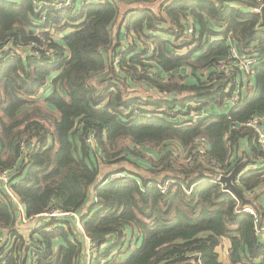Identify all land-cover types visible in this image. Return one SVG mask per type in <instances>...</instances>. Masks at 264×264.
<instances>
[{"label": "trees", "instance_id": "obj_1", "mask_svg": "<svg viewBox=\"0 0 264 264\" xmlns=\"http://www.w3.org/2000/svg\"><path fill=\"white\" fill-rule=\"evenodd\" d=\"M55 4L0 0V172H9L28 223L38 222L19 228L17 204L0 182V264H82L75 218L43 216L51 211L80 214L95 244L92 264H264V236L217 181L238 164L228 159L246 140L250 164L260 166L245 170L237 188L254 192L264 223V151L252 130L231 128L264 116V30L255 10L264 0ZM189 16L195 36L180 54L175 40ZM230 43L253 46L260 62L250 74L218 69ZM236 86L241 98L224 106ZM208 107L219 114L181 124ZM198 137L207 153L181 160Z\"/></svg>", "mask_w": 264, "mask_h": 264}, {"label": "built area", "instance_id": "obj_2", "mask_svg": "<svg viewBox=\"0 0 264 264\" xmlns=\"http://www.w3.org/2000/svg\"><path fill=\"white\" fill-rule=\"evenodd\" d=\"M66 4V5H63ZM70 4V0H56V4L57 7L56 9H60L64 6H68ZM40 4H38L39 6ZM261 7H258L257 9H255L256 11L261 13ZM193 19L189 16L187 19V23H186V27L183 31V33L180 35V37L178 39L175 40V46L178 48L182 49H186L183 45L185 42H188L189 40L192 39L193 36H195V29L193 27ZM261 29L264 30V26L261 25L260 26ZM210 41L213 40V38L209 39ZM180 50V51H181ZM254 48L253 46L250 47L249 50L247 51H242L240 50V48L238 46H236L235 44L230 43V47H229V60L225 63V64H220L218 65V69L224 72H228L229 69H232L234 67H237V69L245 75H248L251 73V70L254 66H256L260 60L254 56L251 55L250 53H253ZM228 68V69H227ZM248 79H246L244 77V81L243 82H247ZM241 82V81H240ZM242 82V83H243ZM240 84V83H239ZM242 89L243 87L240 86H236V89L234 90L233 95L226 99L224 101V106H233L234 104H236V102L241 98L242 96ZM210 113L209 111V107L206 110H202L200 112H192L188 115V118H183L180 122L181 124L189 122L188 119L192 120V121H196L204 116H207ZM232 129H239V128H248L250 130H252V132L254 133L255 136V140H256V144L257 146L264 151V116L262 115H252L250 118H248L246 121L244 122H240L238 124H232L231 125ZM228 134L225 135V139H227ZM195 148L193 149L192 152H189V154H186V158L180 157L181 160L185 161V162H189L191 161L192 156L194 155H198V156H204L207 153V148H208V142L206 140V138L204 137H198L195 139ZM248 146L246 145V143L244 145H242L241 143V147L238 150V154L236 153L231 155L229 157V161L234 160L235 158H238L239 160H241L244 157V152H247V154L250 156V158L252 157V153L249 149V151H247ZM179 156V154H178ZM213 166L216 168H220L218 167L215 162H213ZM230 172V171H229ZM228 172V173H229ZM245 172V168L242 169L235 177L233 183L234 185L237 187L239 184V180H240V176ZM226 173V174H228ZM226 174H222V175H226ZM220 175V176H222ZM220 176L217 178L218 182L220 181ZM111 178H118L120 177V174L118 172H115L113 174H111L110 176ZM11 177L9 175V172L7 170H4L2 172H0V182L2 183V186L4 188V190L12 197V199L16 202L17 204V208L19 211V218L20 221L22 223H28L29 219L26 218L25 214H24V208L23 205L14 197V195L12 194L10 188H9V181H10ZM224 186V183L221 182ZM171 184V181L169 179H167L165 182H163L162 185L159 186V188L161 189V191H165L168 186ZM225 190H227L236 200L237 203H240L241 200L232 192H230L228 189L225 188ZM254 192L250 191L248 193V195H246V198H250V196H252ZM242 211L247 212L253 219V223L255 226V231L258 233L260 238H263L264 236V223L259 224L260 223V215L258 214V212L256 211V209L252 206V204H245V206L243 207ZM47 215H63V216H72L75 218V223L76 226L78 227L80 233L82 234V237L86 243V247L84 250V254H83V261L82 264H92V258H93V253H92V249L93 247H95V244L89 239V237H87L82 228H81V223H80V214L75 213V212H67V213H61L58 211H51L50 213H45L43 216H47ZM31 222V221H30ZM3 241V237H0V245Z\"/></svg>", "mask_w": 264, "mask_h": 264}, {"label": "water", "instance_id": "obj_3", "mask_svg": "<svg viewBox=\"0 0 264 264\" xmlns=\"http://www.w3.org/2000/svg\"><path fill=\"white\" fill-rule=\"evenodd\" d=\"M261 14L263 19L262 24L264 25V6L261 7ZM245 164L246 159L244 158L234 168H232L228 174L220 176L219 179L224 183L225 188L234 193L243 204H253L254 200L251 198H246L233 183L236 175L243 169Z\"/></svg>", "mask_w": 264, "mask_h": 264}, {"label": "crops", "instance_id": "obj_4", "mask_svg": "<svg viewBox=\"0 0 264 264\" xmlns=\"http://www.w3.org/2000/svg\"><path fill=\"white\" fill-rule=\"evenodd\" d=\"M50 89H51V85L47 86V90H46V92L50 91ZM209 111H210L211 114H219V111H220V110H217L216 107H209ZM245 143H246V145L248 146L246 140L242 142V145H244ZM247 151H249V146H248ZM243 154H244V157H243L242 159H244V158L246 159V164H245V166L243 167V169L245 168V170H247V169H249L250 167H257V166H260V165H259L260 161H258V165L250 164V162H251L250 160L253 159V157L250 158V156L247 154V152H244ZM242 159H241V160H242ZM241 160H240V161H241ZM240 161H239V162H240ZM239 162H238V163H239ZM102 246L104 247V246H106V245L104 244V245H102ZM103 247H102V248H103ZM226 248H227V242L224 241L223 246L219 248V252L225 254V253H226Z\"/></svg>", "mask_w": 264, "mask_h": 264}, {"label": "rangeland", "instance_id": "obj_5", "mask_svg": "<svg viewBox=\"0 0 264 264\" xmlns=\"http://www.w3.org/2000/svg\"><path fill=\"white\" fill-rule=\"evenodd\" d=\"M63 5H66V4H63ZM54 37L57 39L59 37V35L58 34L56 36L54 35ZM185 50L186 49H182L179 53L182 54V53H184ZM144 89H142V88H136L135 89L134 88L132 94L135 95V96H137V95H139V96L142 95L143 96L144 95V97L146 95H148V94H150V95L152 94L153 95V92H151L150 90H147V89L144 90ZM146 98L149 99L150 97L146 96ZM147 153H148V156H151L150 152H147ZM36 224H38V222L33 221V222L28 223V224H22V225L19 226V228H23V230L27 231L30 228L31 229L36 228Z\"/></svg>", "mask_w": 264, "mask_h": 264}]
</instances>
